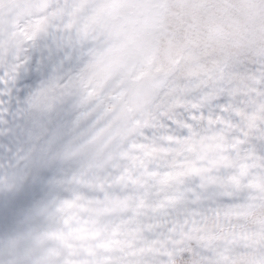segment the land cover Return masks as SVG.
I'll list each match as a JSON object with an SVG mask.
<instances>
[{
    "label": "snow or ice",
    "instance_id": "obj_1",
    "mask_svg": "<svg viewBox=\"0 0 264 264\" xmlns=\"http://www.w3.org/2000/svg\"><path fill=\"white\" fill-rule=\"evenodd\" d=\"M248 3L254 48L195 70L173 59L132 104L131 77L97 86L86 71L88 26L113 0H0V246L109 126L104 180L141 238L130 264H264V0Z\"/></svg>",
    "mask_w": 264,
    "mask_h": 264
},
{
    "label": "rangeland",
    "instance_id": "obj_2",
    "mask_svg": "<svg viewBox=\"0 0 264 264\" xmlns=\"http://www.w3.org/2000/svg\"><path fill=\"white\" fill-rule=\"evenodd\" d=\"M255 15L248 0H113L88 26L100 50L86 71L97 86L131 77L128 102L135 104L173 59L195 70L254 48ZM109 131L98 128L78 141L67 157L70 171L0 246V264H130L141 238L115 185L104 180L118 147Z\"/></svg>",
    "mask_w": 264,
    "mask_h": 264
}]
</instances>
